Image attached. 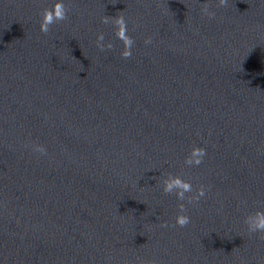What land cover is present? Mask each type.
<instances>
[{
  "label": "water",
  "instance_id": "95a60500",
  "mask_svg": "<svg viewBox=\"0 0 264 264\" xmlns=\"http://www.w3.org/2000/svg\"><path fill=\"white\" fill-rule=\"evenodd\" d=\"M53 2L0 0V264H264V0H64L44 34ZM121 14L128 59L101 22ZM178 203L191 222L160 227Z\"/></svg>",
  "mask_w": 264,
  "mask_h": 264
},
{
  "label": "clouds",
  "instance_id": "9594fccd",
  "mask_svg": "<svg viewBox=\"0 0 264 264\" xmlns=\"http://www.w3.org/2000/svg\"><path fill=\"white\" fill-rule=\"evenodd\" d=\"M218 6L227 7L228 0H218ZM202 14L212 18L215 13L209 10V4L205 3L201 5ZM69 8L64 0H54L51 7H45L40 12L39 29L42 33L48 34L51 26L60 22L67 21L69 19ZM101 22L105 25L112 24L114 26V35L122 42L123 48L120 51V56L124 59H128L132 56V47L135 44L133 37L128 35L127 21L125 17L121 15L101 17ZM104 41V34L97 33L96 47L101 51L105 49L113 48L111 42L102 43ZM151 38H145L144 43H151ZM33 150L41 155L46 154V149L42 144H33ZM206 149L201 146L193 145L188 154L184 158V164L192 167L199 166L206 156ZM160 188L165 195H175L178 201H187L188 204L194 202L198 203L201 197L206 194L205 186L198 185L193 188V184L190 181L182 179L180 176L168 173L160 179ZM191 194V195H186ZM178 212L174 217L175 225H169L167 222H163L160 227L179 226L181 228L187 226L191 221L187 215V208L184 203L177 204ZM244 224L249 234L262 233L264 234V211L256 210L247 214L244 217ZM261 238H264L262 236ZM139 264H149V262L141 259ZM154 264V262H152Z\"/></svg>",
  "mask_w": 264,
  "mask_h": 264
}]
</instances>
